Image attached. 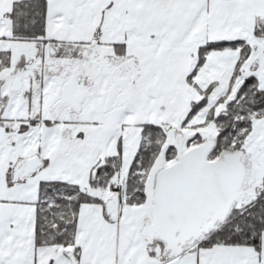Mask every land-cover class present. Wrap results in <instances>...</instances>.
<instances>
[{
    "label": "snow or ice",
    "instance_id": "snow-or-ice-1",
    "mask_svg": "<svg viewBox=\"0 0 264 264\" xmlns=\"http://www.w3.org/2000/svg\"><path fill=\"white\" fill-rule=\"evenodd\" d=\"M0 264H264V0H0Z\"/></svg>",
    "mask_w": 264,
    "mask_h": 264
}]
</instances>
